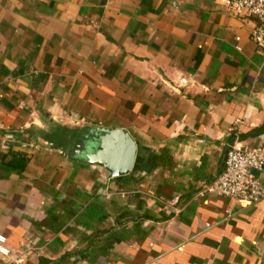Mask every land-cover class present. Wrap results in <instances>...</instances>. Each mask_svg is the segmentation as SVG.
Here are the masks:
<instances>
[{"label": "crops", "instance_id": "0c3cea01", "mask_svg": "<svg viewBox=\"0 0 264 264\" xmlns=\"http://www.w3.org/2000/svg\"><path fill=\"white\" fill-rule=\"evenodd\" d=\"M258 23L225 0H0V264H264V197L201 194L236 118L264 143ZM70 122L128 130L130 172L42 139Z\"/></svg>", "mask_w": 264, "mask_h": 264}, {"label": "built area", "instance_id": "2783aa9c", "mask_svg": "<svg viewBox=\"0 0 264 264\" xmlns=\"http://www.w3.org/2000/svg\"><path fill=\"white\" fill-rule=\"evenodd\" d=\"M237 15L254 16L259 23L251 31V39L257 45L264 64V0H225ZM187 84L186 78L180 79ZM244 118L234 121V139L225 152L223 170L201 191L216 196L255 203L264 197V185L258 173L264 168V143L244 148L240 143V127ZM5 237L0 235V253L7 255L9 250L3 245Z\"/></svg>", "mask_w": 264, "mask_h": 264}, {"label": "water", "instance_id": "95a60500", "mask_svg": "<svg viewBox=\"0 0 264 264\" xmlns=\"http://www.w3.org/2000/svg\"><path fill=\"white\" fill-rule=\"evenodd\" d=\"M84 147H77L75 158L99 165L110 178L130 172L135 156L136 143L128 130L95 126L87 134Z\"/></svg>", "mask_w": 264, "mask_h": 264}, {"label": "trees", "instance_id": "16d2710c", "mask_svg": "<svg viewBox=\"0 0 264 264\" xmlns=\"http://www.w3.org/2000/svg\"><path fill=\"white\" fill-rule=\"evenodd\" d=\"M89 128L79 129L71 128L59 123H52L48 132L40 131L43 140H46L52 147L60 149L65 155L72 156L82 141L86 140ZM264 130V125L252 131V134ZM242 135L240 134V137ZM28 158L20 153H12V159L9 161L11 167L24 169Z\"/></svg>", "mask_w": 264, "mask_h": 264}, {"label": "rangeland", "instance_id": "374dc122", "mask_svg": "<svg viewBox=\"0 0 264 264\" xmlns=\"http://www.w3.org/2000/svg\"><path fill=\"white\" fill-rule=\"evenodd\" d=\"M62 124H67V126H68V127H71V128H79V129H83V128H85V129H87V127L81 125V123H80L79 125H77L75 122L62 123ZM90 127H91V126H90ZM94 127H95V126H94ZM92 128H93V126H92L90 129H92ZM72 156L74 157L75 154H73ZM107 173H108V172H107Z\"/></svg>", "mask_w": 264, "mask_h": 264}, {"label": "flooded vegetation", "instance_id": "af4514ba", "mask_svg": "<svg viewBox=\"0 0 264 264\" xmlns=\"http://www.w3.org/2000/svg\"><path fill=\"white\" fill-rule=\"evenodd\" d=\"M86 140H84V141H82L80 144H78V147H79V145L81 146V147H84L85 146V144H86Z\"/></svg>", "mask_w": 264, "mask_h": 264}]
</instances>
